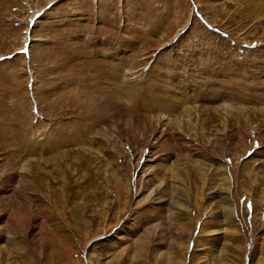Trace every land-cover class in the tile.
I'll return each mask as SVG.
<instances>
[{
    "label": "rangeland",
    "instance_id": "obj_1",
    "mask_svg": "<svg viewBox=\"0 0 264 264\" xmlns=\"http://www.w3.org/2000/svg\"><path fill=\"white\" fill-rule=\"evenodd\" d=\"M0 264H264V0H0Z\"/></svg>",
    "mask_w": 264,
    "mask_h": 264
}]
</instances>
